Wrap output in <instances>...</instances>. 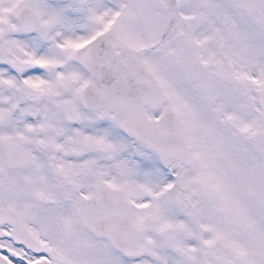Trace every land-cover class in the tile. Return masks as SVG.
Returning <instances> with one entry per match:
<instances>
[{
  "label": "snow or ice",
  "instance_id": "snow-or-ice-1",
  "mask_svg": "<svg viewBox=\"0 0 264 264\" xmlns=\"http://www.w3.org/2000/svg\"><path fill=\"white\" fill-rule=\"evenodd\" d=\"M0 264H264V0H0Z\"/></svg>",
  "mask_w": 264,
  "mask_h": 264
}]
</instances>
